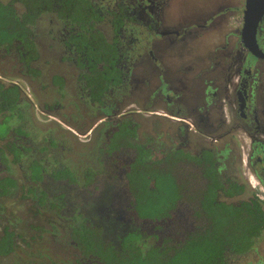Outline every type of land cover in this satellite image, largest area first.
Returning a JSON list of instances; mask_svg holds the SVG:
<instances>
[{
    "label": "flooded vegetation",
    "instance_id": "1",
    "mask_svg": "<svg viewBox=\"0 0 264 264\" xmlns=\"http://www.w3.org/2000/svg\"><path fill=\"white\" fill-rule=\"evenodd\" d=\"M169 1L81 0L89 14L82 23L71 20L65 0H50L33 26L38 57L30 66L38 74L22 71L15 50L0 53L12 54L18 74L29 86L25 92L17 82L0 78L18 84L29 105L26 135L19 137L22 145H18L24 149V157L13 163L10 155L5 161L0 157V177L15 180L11 194L0 197V217H7L4 201L16 199L30 204L28 213H11L8 225H3L0 237L5 228L12 232L13 250L0 255V260L9 258L13 259L10 264H18V246L32 250L34 237L48 233L64 248L72 249L63 258L49 259L52 264H91L82 259L74 242L66 240L59 224L44 212L35 211V199L22 195L28 185L43 188L45 176L43 181L29 176L28 165L34 159L42 161L47 182L51 170L62 164L78 177L84 168L91 167L98 182L89 185L87 192L98 198L109 182L114 190L111 211L106 208V212L125 228H136L146 243L154 246H161L165 240L174 244L190 233L205 230L221 204L238 205L254 199L264 207V0H230L201 20L163 25ZM14 6L23 11L21 3ZM41 25L46 26L49 43L39 39ZM77 25H91L105 38L106 54L90 55L93 70L87 55L71 47V30H77ZM205 36H210L209 44L205 42L210 49L205 50L204 60L192 56L170 64L167 55L172 48L182 49ZM103 57L115 63L116 71L109 66L104 71L103 60L95 64ZM141 64L144 76L138 78L136 71ZM97 68L106 80H100ZM87 78L95 83V89L99 83L106 84L105 89L100 87L104 92L99 100L93 99ZM146 83L154 88L150 99L153 109L143 111L137 103L125 105L135 86ZM66 122L79 131L68 128ZM145 123H149L150 131L143 128ZM131 126L136 136L129 138L123 129ZM12 137L10 130L0 138V146ZM141 145L150 147L156 166L171 171L180 187L181 197L168 216L141 218L134 210L126 175ZM167 156L169 164L164 161ZM55 184L67 185V181L55 180ZM75 188L82 196L81 188ZM36 219H42L43 226L33 225ZM22 229L31 233L29 241L23 240ZM225 264H264V232L249 252L229 256Z\"/></svg>",
    "mask_w": 264,
    "mask_h": 264
},
{
    "label": "trees",
    "instance_id": "2",
    "mask_svg": "<svg viewBox=\"0 0 264 264\" xmlns=\"http://www.w3.org/2000/svg\"><path fill=\"white\" fill-rule=\"evenodd\" d=\"M16 2L23 5L21 13L15 9ZM49 6L50 0H0V53L15 50L25 74H38L30 66L38 57L33 26ZM65 6L72 21L86 22L88 6L81 5V0H65ZM80 10L83 11L82 15ZM77 26V30H71V47L74 52L87 55L92 65L90 69L93 70L95 68L90 55L106 54L105 38L100 32L95 33L91 25ZM100 62L104 64V71L109 70L108 66L116 71L115 63H110L105 57L97 59L95 64ZM97 75L101 77L100 80L107 78L98 68ZM87 80L93 99L99 100L106 84L99 83L98 89H95V83L89 78ZM28 107L18 84L0 80V124L7 127V130L0 133V138L10 130L14 137L12 141L0 146L2 161L9 155L12 156V163L24 157V149L18 145H22L19 137L26 135L24 128L29 124ZM123 130L129 138L136 136L132 126ZM150 151V147L145 145L137 146V155L126 178L138 217L154 219L168 216L181 195L171 171L157 167V162L151 159ZM164 161L169 164L168 156ZM28 167L31 168L29 176L34 181H43L45 176L43 188L35 189L28 185L22 195L35 199V211L44 212L59 224L67 234L66 240L74 242L82 259L90 260L91 264H225L229 256L249 252L264 232V207L258 200L250 199L238 205L221 204L219 212L211 216L205 230L190 233L174 244L171 240H165L161 246H154L152 243L147 244L146 238L136 228H125L112 213L106 212V208L111 211L109 203L114 190L109 182L105 183L98 198L87 192L89 185L98 182L91 167L84 168L78 177L72 168L62 164L51 170L49 182L41 160L34 159ZM62 179L67 181V185L56 186L55 180ZM14 186V179L0 177V197L9 196ZM75 186L81 188L82 196L76 193L78 188L74 189ZM204 208L206 210L207 207ZM13 238V233L5 228L0 237V255L10 254ZM77 264L82 263L77 261Z\"/></svg>",
    "mask_w": 264,
    "mask_h": 264
},
{
    "label": "rangeland",
    "instance_id": "3",
    "mask_svg": "<svg viewBox=\"0 0 264 264\" xmlns=\"http://www.w3.org/2000/svg\"><path fill=\"white\" fill-rule=\"evenodd\" d=\"M228 1L230 0H170L168 8L164 13L163 25H177L181 23L182 20L188 19H193L194 21L198 19L201 20L202 17L209 16L210 14L214 13L216 6L222 5L223 2L227 3ZM38 30L40 34V41H47L49 43V41L46 39V26L41 25L38 27ZM209 37L210 36H205L202 39L188 42V44H186L182 49H180L179 47L172 48L169 55H167L169 59H171V63L169 61L168 63L177 65L181 58L192 56H199L200 58H202V60H204L206 58L205 50L210 49L208 45ZM205 42L208 44H205ZM15 62L16 61L12 54L0 55V78L4 79L5 81L17 82L23 88V90L27 92V88L29 87L27 84L28 82L24 77L18 74V67ZM142 67L143 66L141 64L138 71H136V74H139L136 75L138 78L142 77V75L144 76ZM152 87V83L137 84L135 86L136 90L133 91L132 95H130L128 98H125L124 104L126 105L129 103H137V105L140 106L143 111H150L154 107L153 100H150L151 98H153L154 88ZM66 125L72 130L79 131V128L68 122H66ZM143 128L146 131L151 130L149 127V123H145ZM4 129L7 130L6 125L0 124V133L4 132ZM36 140L39 141L37 138ZM68 155L71 157L75 156L72 153H69ZM3 203L5 205L4 213L7 215V217H0V233L3 225H8V219H10L11 213H16L20 216L25 215V213L29 212L28 208H30V204L21 203L19 201H16V199H13L11 201L7 200ZM32 223L33 225L41 224V226H43L42 219H36ZM20 233L24 237V241H29V239H31L30 236L32 235H30L31 233L28 230L23 232L22 229ZM32 234L34 235L33 232ZM35 238L36 237H34L33 242H31L32 250H27L22 244L18 246L17 253L15 255V259L18 264L28 263L31 261L37 262L38 264H52L49 259H52L54 261L55 258H63L67 254H69V252H72L71 248H64L61 244L57 243V239L51 238L48 233H45L42 238ZM11 262H13V259L10 260L9 258H6L0 260V264H10Z\"/></svg>",
    "mask_w": 264,
    "mask_h": 264
},
{
    "label": "water",
    "instance_id": "4",
    "mask_svg": "<svg viewBox=\"0 0 264 264\" xmlns=\"http://www.w3.org/2000/svg\"><path fill=\"white\" fill-rule=\"evenodd\" d=\"M251 25H255V23H252Z\"/></svg>",
    "mask_w": 264,
    "mask_h": 264
}]
</instances>
